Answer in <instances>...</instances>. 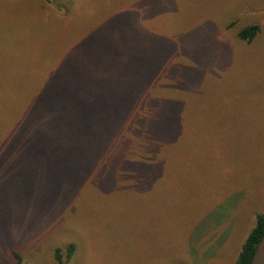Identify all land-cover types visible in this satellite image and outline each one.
Returning a JSON list of instances; mask_svg holds the SVG:
<instances>
[{
    "label": "rangeland",
    "instance_id": "obj_1",
    "mask_svg": "<svg viewBox=\"0 0 264 264\" xmlns=\"http://www.w3.org/2000/svg\"><path fill=\"white\" fill-rule=\"evenodd\" d=\"M121 67L114 98L176 104L169 149L36 143ZM262 214L264 0H0V264H235Z\"/></svg>",
    "mask_w": 264,
    "mask_h": 264
},
{
    "label": "trees",
    "instance_id": "obj_2",
    "mask_svg": "<svg viewBox=\"0 0 264 264\" xmlns=\"http://www.w3.org/2000/svg\"><path fill=\"white\" fill-rule=\"evenodd\" d=\"M258 26L246 27L239 33L243 41L251 42L258 34ZM121 67L113 78L104 80L103 85L87 84L83 100H53L34 121L36 143L61 145H128L144 146L153 150L149 154L148 165L158 157L157 151L164 150L175 143L178 130V112L170 113L176 106L170 100H155L146 97V91L138 89L140 82L133 85L130 99L114 98V90L124 92L123 77L127 74ZM114 85L118 88L115 89ZM96 93L110 97L97 98ZM143 96H142V95ZM145 94V95H144ZM141 95V96H140ZM140 97V98H139ZM168 109V110H167ZM147 110L148 115L144 113ZM163 158V157H162ZM235 264H254L257 254L264 244V214L257 217L256 226L247 237ZM75 246L67 249L68 263ZM18 264L21 258L17 256Z\"/></svg>",
    "mask_w": 264,
    "mask_h": 264
}]
</instances>
